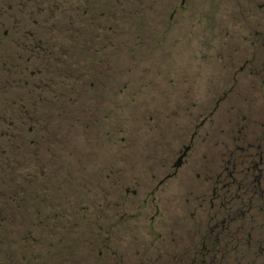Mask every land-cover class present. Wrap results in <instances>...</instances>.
Instances as JSON below:
<instances>
[{
  "label": "flooded vegetation",
  "instance_id": "af4514ba",
  "mask_svg": "<svg viewBox=\"0 0 264 264\" xmlns=\"http://www.w3.org/2000/svg\"><path fill=\"white\" fill-rule=\"evenodd\" d=\"M60 2L0 0V74L5 73L7 65L14 69L23 65L26 72L33 58L46 59L45 67L39 65V69L31 73V82L25 81L33 86L30 93L47 79L50 82L48 74L53 51L48 48L47 41L38 39L39 34H33V23L27 20H33V14L66 8L68 0ZM190 2H168L170 20L173 21L175 16L183 20L189 15L194 19V12L188 13ZM191 5L194 8V3ZM96 9L95 0H78L73 11L84 16ZM223 12L238 22L229 27L215 25L219 27L216 30L226 31L227 40L217 45L216 56H206L219 59L226 70L221 78L217 77L222 80L220 86L213 80L215 76L211 78L210 85L215 86L209 87L208 92L215 91L220 95L215 111L222 103L233 101L234 96H239L238 100L244 95L264 97V0H225ZM201 25L194 22L190 27L197 30ZM235 28L244 32L242 42L233 41L232 30ZM79 35L84 54L83 20ZM20 43L24 46L19 56L24 61L18 65L14 59L17 53H10L11 47ZM214 47L212 42L210 50ZM82 62V75L86 76ZM85 84L83 81V91H80L83 107ZM49 90L51 95H46V104L35 102L32 108L34 127L30 132L33 131L35 161L50 151L52 131L54 126L59 127L55 122H67L63 118L68 116V109L53 103V89H46V92ZM0 96H4L2 90ZM254 106V100L246 106L230 105L232 110L243 114L241 119L233 120L234 126L240 128L233 141L225 142L222 156L212 159L203 175L197 173L204 181L187 189L190 198L187 201L189 209L187 206L186 209L190 212V222L185 223V220L181 221V187L172 182L195 151L196 138L209 122V115L201 122H195L189 141L180 144L170 157H159V152L156 153L155 157L161 160V172L158 173L161 178L156 173L153 176L156 183H118L122 170L113 163L107 172L111 182L93 188L86 183L33 184V218L24 216L23 219L21 208L30 205L17 198L21 188L3 182L2 177L7 174L17 178L22 142L19 111L29 108L26 103L5 106L0 102V264H232L235 259H231L232 255H241L239 260L246 262L249 254L261 249L259 215L264 207L261 203L264 197V114L257 115ZM259 110L264 112V103L260 104ZM25 120L23 126L29 122V119ZM64 127L63 123L62 132ZM43 132L47 133V138ZM46 156L50 158V153ZM79 159L82 166H79L78 175H84L85 158L81 155ZM47 165L39 166L38 172L51 173L52 167ZM198 211L203 212V217H197ZM27 220H32L33 231L23 232L21 223ZM25 232L32 235L28 237L29 241L23 235Z\"/></svg>",
  "mask_w": 264,
  "mask_h": 264
},
{
  "label": "rangeland",
  "instance_id": "374dc122",
  "mask_svg": "<svg viewBox=\"0 0 264 264\" xmlns=\"http://www.w3.org/2000/svg\"><path fill=\"white\" fill-rule=\"evenodd\" d=\"M95 1L96 11L84 16L73 11L78 0H68L66 8L33 14V20H27L33 23V34H39L38 39L48 42V48L53 51V62L48 74L50 82L47 79L48 82L40 83V88L32 93L33 86L25 81H30L31 73L39 69V65L45 67V58H33L26 72L23 65L16 69L7 65L5 73L0 74V90L4 94L0 96V102L5 106L26 103L29 108L19 111L22 142L17 178L5 174L3 182L21 188L17 198L30 205L21 208L23 219L24 216L33 218V184L86 183L93 188L111 182L107 172L113 163L122 170L118 183L153 184L156 183L153 180L155 173L161 178L158 175L161 160L155 157L156 153L159 152V157H170L180 144L189 141L195 122H201L209 115V122L196 138L195 151L172 182L181 187V221L189 223L187 189L204 181L197 173L203 175L206 165L222 156L225 142L233 141L240 128L234 126L233 120L241 119L243 114L232 110L230 105L246 106L254 100L256 114H264L259 110L260 104L264 103L262 95H244L239 100V96H234L233 101L222 103L215 111L220 95L215 91L208 92L209 87L215 86L210 85L211 78L215 76L213 80L220 86V78L226 71L219 59L206 57L216 56L217 45L227 40L226 31L216 29L221 25L233 26L238 20L229 19L223 12L225 0H191L188 13L194 12V19L191 15L183 20L175 16L173 21L167 10L171 0ZM82 20L85 22L84 54L79 35ZM194 22L201 23V28L193 30L190 25ZM217 24L219 27H215ZM232 32L234 42L243 41V31L235 28ZM212 42L215 47L211 51ZM23 46L20 43L11 47L15 53L10 51V54L17 53L14 59L18 65L24 61L19 56ZM82 61L86 76L82 75ZM83 81L87 89L83 95L84 107L80 94ZM46 89H53V103L64 105L68 116L63 118L67 122H55L59 127L54 126L52 131L50 151L35 161L33 131L30 132L34 127L32 108L35 102L46 104V97L51 95ZM25 119L29 122L23 126L27 122ZM43 135L47 138V133L43 132ZM48 153L50 158L46 156ZM81 155L85 158L84 175H78ZM46 164L52 167V172H38L39 166L46 167ZM261 203L264 205V197ZM197 217H203V212L198 211ZM259 220L261 249L249 254L246 262L239 260L241 255H232L231 259L235 258L232 264L237 261L264 264V207ZM30 222L32 220L21 223L20 230L33 231ZM70 225L72 227L73 223ZM23 235L27 241L32 236L26 232Z\"/></svg>",
  "mask_w": 264,
  "mask_h": 264
}]
</instances>
